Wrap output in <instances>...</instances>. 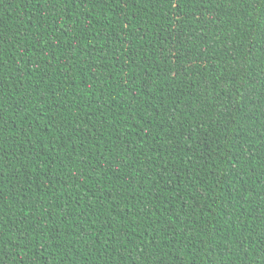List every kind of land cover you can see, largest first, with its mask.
I'll return each instance as SVG.
<instances>
[{"label":"trees","instance_id":"1","mask_svg":"<svg viewBox=\"0 0 264 264\" xmlns=\"http://www.w3.org/2000/svg\"><path fill=\"white\" fill-rule=\"evenodd\" d=\"M0 264H264V0H0Z\"/></svg>","mask_w":264,"mask_h":264}]
</instances>
